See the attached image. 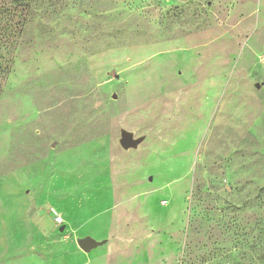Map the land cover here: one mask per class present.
I'll use <instances>...</instances> for the list:
<instances>
[{
    "label": "rangeland",
    "instance_id": "1",
    "mask_svg": "<svg viewBox=\"0 0 264 264\" xmlns=\"http://www.w3.org/2000/svg\"><path fill=\"white\" fill-rule=\"evenodd\" d=\"M0 264H264V0H0Z\"/></svg>",
    "mask_w": 264,
    "mask_h": 264
},
{
    "label": "water",
    "instance_id": "2",
    "mask_svg": "<svg viewBox=\"0 0 264 264\" xmlns=\"http://www.w3.org/2000/svg\"><path fill=\"white\" fill-rule=\"evenodd\" d=\"M114 97V96H113ZM144 140L143 136L134 137L133 133L121 129L119 144L123 149L136 148ZM60 231L63 230V226L59 228ZM77 246L84 252H90L91 250L101 246L106 242V239L96 240L91 236L78 237L75 239Z\"/></svg>",
    "mask_w": 264,
    "mask_h": 264
}]
</instances>
